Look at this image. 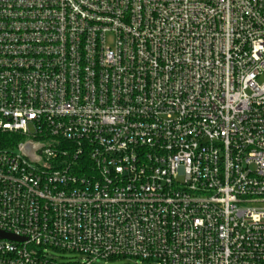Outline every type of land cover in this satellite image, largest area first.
<instances>
[{
    "label": "built area",
    "instance_id": "1",
    "mask_svg": "<svg viewBox=\"0 0 264 264\" xmlns=\"http://www.w3.org/2000/svg\"><path fill=\"white\" fill-rule=\"evenodd\" d=\"M261 204L264 0H0V264H264Z\"/></svg>",
    "mask_w": 264,
    "mask_h": 264
},
{
    "label": "rangeland",
    "instance_id": "2",
    "mask_svg": "<svg viewBox=\"0 0 264 264\" xmlns=\"http://www.w3.org/2000/svg\"><path fill=\"white\" fill-rule=\"evenodd\" d=\"M111 41L112 40L110 38L109 39L110 45H111ZM256 207H264V204L256 205ZM51 254H53L55 257H57L59 259H60L61 256L65 257L66 259H70L72 257L71 254L61 255L58 252H52ZM108 264H148V263L138 262V261H134V260H125V259H122V260L111 261Z\"/></svg>",
    "mask_w": 264,
    "mask_h": 264
},
{
    "label": "trees",
    "instance_id": "3",
    "mask_svg": "<svg viewBox=\"0 0 264 264\" xmlns=\"http://www.w3.org/2000/svg\"><path fill=\"white\" fill-rule=\"evenodd\" d=\"M15 139H17L15 136L4 134L2 136V144L4 146H8V145L12 144L13 142H15Z\"/></svg>",
    "mask_w": 264,
    "mask_h": 264
},
{
    "label": "water",
    "instance_id": "4",
    "mask_svg": "<svg viewBox=\"0 0 264 264\" xmlns=\"http://www.w3.org/2000/svg\"><path fill=\"white\" fill-rule=\"evenodd\" d=\"M0 236H1V237H4V238H6V239H9V240H16L15 237L10 236V235H1V234H0Z\"/></svg>",
    "mask_w": 264,
    "mask_h": 264
}]
</instances>
